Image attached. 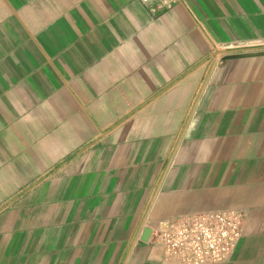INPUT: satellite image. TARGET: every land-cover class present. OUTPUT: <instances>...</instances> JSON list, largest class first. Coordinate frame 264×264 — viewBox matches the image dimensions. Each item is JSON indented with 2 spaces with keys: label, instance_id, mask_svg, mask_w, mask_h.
Instances as JSON below:
<instances>
[{
  "label": "crops",
  "instance_id": "crops-1",
  "mask_svg": "<svg viewBox=\"0 0 264 264\" xmlns=\"http://www.w3.org/2000/svg\"><path fill=\"white\" fill-rule=\"evenodd\" d=\"M226 208L209 264H264V0H0V264H182L153 230Z\"/></svg>",
  "mask_w": 264,
  "mask_h": 264
},
{
  "label": "built area",
  "instance_id": "built-area-1",
  "mask_svg": "<svg viewBox=\"0 0 264 264\" xmlns=\"http://www.w3.org/2000/svg\"><path fill=\"white\" fill-rule=\"evenodd\" d=\"M151 11L161 12L176 0H142ZM245 214L239 208L210 209L178 215L161 222L152 240L182 264L221 263L239 242Z\"/></svg>",
  "mask_w": 264,
  "mask_h": 264
},
{
  "label": "water",
  "instance_id": "water-1",
  "mask_svg": "<svg viewBox=\"0 0 264 264\" xmlns=\"http://www.w3.org/2000/svg\"><path fill=\"white\" fill-rule=\"evenodd\" d=\"M152 229H146L145 231V237L143 238L144 240H148L151 236Z\"/></svg>",
  "mask_w": 264,
  "mask_h": 264
}]
</instances>
